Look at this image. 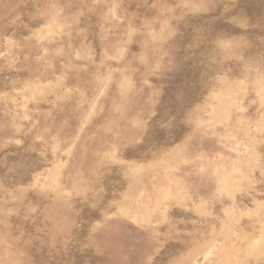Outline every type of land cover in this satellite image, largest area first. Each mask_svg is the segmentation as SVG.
<instances>
[{"label": "rangeland", "instance_id": "374dc122", "mask_svg": "<svg viewBox=\"0 0 264 264\" xmlns=\"http://www.w3.org/2000/svg\"><path fill=\"white\" fill-rule=\"evenodd\" d=\"M0 264H264V0H0Z\"/></svg>", "mask_w": 264, "mask_h": 264}]
</instances>
